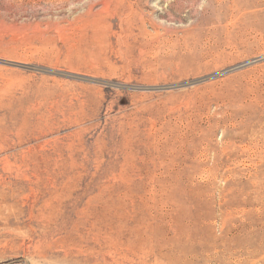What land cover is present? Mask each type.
Masks as SVG:
<instances>
[{
  "label": "rangeland",
  "instance_id": "rangeland-1",
  "mask_svg": "<svg viewBox=\"0 0 264 264\" xmlns=\"http://www.w3.org/2000/svg\"><path fill=\"white\" fill-rule=\"evenodd\" d=\"M206 5L0 0V264H264V0Z\"/></svg>",
  "mask_w": 264,
  "mask_h": 264
},
{
  "label": "bare ground",
  "instance_id": "bare-ground-1",
  "mask_svg": "<svg viewBox=\"0 0 264 264\" xmlns=\"http://www.w3.org/2000/svg\"><path fill=\"white\" fill-rule=\"evenodd\" d=\"M259 0H206V9L205 11L207 12L208 10V15L210 14V16H204L201 19V26L204 25L205 27H208V25L211 26V28L208 29V34H210V29H211V33L215 34L218 29V24L220 22H222L223 20L227 19L228 16L231 14V12L235 11L236 9L239 10L242 6L245 5H249V3H258ZM130 13L134 14V15H139L138 12L132 10L131 8H129ZM236 10V12H237ZM126 11V10H125ZM206 15V14H205ZM234 15V14H233ZM130 16V15H129ZM225 22V21H224ZM200 27H191L190 31H195L194 33H197L198 36H207L206 33H204V31L202 30V28ZM188 33V32H187ZM191 34V33H189ZM195 41V40H194ZM178 157V156H177ZM175 159V158H174ZM133 162V161H132ZM160 163V162H159ZM133 164V163H132ZM141 164V163H140ZM139 166V165H138ZM143 167V166H142ZM176 167V164H175ZM134 168V167H133ZM190 168V167H189ZM178 169V168H176ZM191 169V168H190ZM135 170V169H134ZM186 170V169H185ZM180 171V170H179ZM191 171V170H190ZM147 172V171H145ZM176 172V171H175ZM167 174V173H166ZM175 175V174H174ZM129 176V175H128ZM127 176V177H128ZM132 176V175H131ZM153 176V175H152ZM169 176V174L167 175ZM178 176V175H176ZM175 176V177H176ZM121 178V177H120ZM122 179V178H121ZM136 179V178H135ZM188 179V178H187ZM129 180V179H128ZM161 180V179H160ZM183 180V179H182ZM186 180V179H185ZM122 181V180H121ZM127 181V180H126ZM171 181V180H170ZM169 181V182H170ZM178 182V181H177ZM172 183V182H171ZM174 183V182H173ZM182 183V182H181ZM166 184V182H165ZM176 183H174L175 185ZM190 184V183H189ZM168 185V184H167ZM161 187V186H160ZM172 188V186H170ZM164 188V187H163ZM170 188V189H171ZM158 189V188H157ZM182 189V188H181ZM151 190V189H150ZM172 190V189H171ZM165 191V190H164ZM179 191V190H178ZM171 192V191H170ZM183 192V189H182ZM161 193V192H160ZM159 194V192H158ZM172 196V195H171ZM166 197V196H165ZM158 199V198H157ZM166 199V198H165ZM145 204V203H144ZM148 204V203H147ZM159 204V203H158ZM146 205V204H145ZM147 207V206H146ZM149 209V208H148ZM151 209V208H150ZM149 209V210H150ZM130 210V209H129ZM108 211V210H106ZM124 212V211H123ZM115 215V214H114ZM122 216V215H121ZM138 223V222H137ZM145 227V225H144ZM146 229V228H145ZM144 230V229H143ZM137 233V232H136ZM139 238V237H138ZM143 239V238H142ZM140 240V239H139ZM125 241V240H124ZM136 242V241H135ZM144 247V246H143Z\"/></svg>",
  "mask_w": 264,
  "mask_h": 264
}]
</instances>
